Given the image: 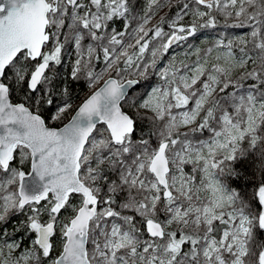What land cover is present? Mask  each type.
Listing matches in <instances>:
<instances>
[{
  "label": "snow or ice",
  "instance_id": "1",
  "mask_svg": "<svg viewBox=\"0 0 264 264\" xmlns=\"http://www.w3.org/2000/svg\"><path fill=\"white\" fill-rule=\"evenodd\" d=\"M0 264H264V0H0Z\"/></svg>",
  "mask_w": 264,
  "mask_h": 264
},
{
  "label": "trees",
  "instance_id": "2",
  "mask_svg": "<svg viewBox=\"0 0 264 264\" xmlns=\"http://www.w3.org/2000/svg\"><path fill=\"white\" fill-rule=\"evenodd\" d=\"M220 24L223 25L224 24V20L222 18H220ZM229 23H231V21H229ZM208 32H211V30H207ZM218 31H225V29H223L222 27L220 29H218ZM244 31V29H240V28H235V29H231L228 30L226 32V34H237L238 32Z\"/></svg>",
  "mask_w": 264,
  "mask_h": 264
},
{
  "label": "rangeland",
  "instance_id": "3",
  "mask_svg": "<svg viewBox=\"0 0 264 264\" xmlns=\"http://www.w3.org/2000/svg\"><path fill=\"white\" fill-rule=\"evenodd\" d=\"M162 14H163V12L160 13V15H162ZM157 19H158V17H157ZM205 31H207V30H205ZM207 32H208V31H207ZM243 32H244V31H241V32H238L237 34H243Z\"/></svg>",
  "mask_w": 264,
  "mask_h": 264
}]
</instances>
